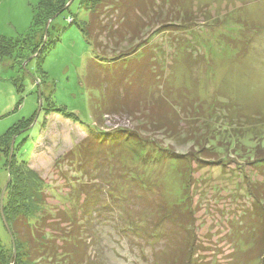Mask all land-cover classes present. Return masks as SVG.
<instances>
[{
  "label": "rangeland",
  "instance_id": "374dc122",
  "mask_svg": "<svg viewBox=\"0 0 264 264\" xmlns=\"http://www.w3.org/2000/svg\"><path fill=\"white\" fill-rule=\"evenodd\" d=\"M81 1L38 25L33 22L38 0H0V35L19 40L14 58L0 62V139L12 132L7 142L0 141V237L9 256L14 250L16 260L18 249L2 220L1 197L4 193V211L16 160L14 165L27 162L51 186V223L62 222L55 216L60 211L80 221L85 239L79 240L89 248L85 258L96 264H184L194 239L192 264H262L259 251L240 252L228 235L232 220L248 219L245 211L253 208L247 184L255 168L249 160L264 153V0L155 1L160 23L144 33L142 42L157 49L158 72L164 71L166 80L162 95L180 105L177 122L172 120L177 136L152 129L141 116L94 122L92 104L102 92L88 83V73L100 71L102 57L81 30L89 21ZM160 112L162 120L172 114ZM119 129L151 138L178 161L164 159L145 168L129 164L126 175L136 172L149 184L150 191L139 192L129 176L120 179V160L110 159L112 175L98 176L116 177L126 200L115 204L102 197L99 208L94 188L83 191L78 183L87 181L82 171L91 175L92 163L79 171L72 162L92 134L107 136ZM189 177L191 189L185 191ZM92 183L98 187L103 180ZM103 190L115 189L107 185ZM85 205H93L87 214ZM189 206L194 217L186 213ZM132 222L139 234L128 231ZM59 228L53 229L56 236L62 228L69 232L63 222ZM92 228L97 236L89 239Z\"/></svg>",
  "mask_w": 264,
  "mask_h": 264
},
{
  "label": "trees",
  "instance_id": "16d2710c",
  "mask_svg": "<svg viewBox=\"0 0 264 264\" xmlns=\"http://www.w3.org/2000/svg\"><path fill=\"white\" fill-rule=\"evenodd\" d=\"M155 1H81L83 9L89 15V21L81 26V30L86 38L93 43L97 54L102 57H98L97 60L100 71H92L90 68L88 73V83L102 92L101 99L92 104V115L94 122L98 124H103L104 118L108 116L124 117L127 115L136 119L141 116L147 119V124L151 125L152 129L177 136L179 130L174 122L179 117L178 113L181 112L180 105L172 103V99L168 101L162 95V92L165 94L166 80H164L165 76L161 75L165 72L162 70L160 74L158 72L162 68L156 61L157 49L152 45L149 46L150 43L142 42L144 33L153 24L160 23ZM69 2L70 0H38V4L33 10V22L39 25L41 21H48L59 13L62 15L65 13L63 10ZM106 20L107 22L104 23ZM18 41V39L12 40L0 35V62L14 58L16 52H19ZM27 41L32 42V39ZM46 46H44L45 49H42L43 54H45ZM162 80L164 81L163 84H161ZM175 106L179 109H175ZM163 109L172 113L166 117L169 118L167 120L161 119L160 111ZM156 117L158 118L156 119ZM154 119L157 123L156 126ZM178 123L180 122L178 121ZM9 135H12L11 131L0 141L7 142ZM150 140L152 139L144 140L142 136L136 135L131 130L119 129L107 136L97 131L90 136L86 145L81 147L80 154L77 156L79 160L75 159L76 161L74 160L72 164L80 171L84 164L92 163L90 165L92 176L87 174V170H84L82 172L85 173L87 181L78 183L82 186L83 191L94 188L96 191L95 198H98L96 207H101L98 204L102 197L113 201L115 204L117 201L122 203L126 200V196H122L124 191L117 189L119 185L116 184L118 183L116 177L109 181L105 177L100 179L98 176L104 173L112 175L113 166L110 165V159L120 160L119 162L122 163L121 171H123L120 179L126 181L129 176L128 180L135 182V189L139 192L142 190L150 191L149 184L145 178L136 172L126 175V169H130L129 164L136 167L141 165L145 168L149 165L151 167L157 165L164 159L173 163L178 161V158L171 152L161 149ZM207 152L212 154V151ZM131 154H134L135 157H132ZM129 159L130 161H128ZM105 160L108 161V164H105ZM249 161L255 168V174L247 184L248 197L253 200V208L245 211L248 219L243 220L239 216L238 219L232 220L233 230L229 232L228 238L234 241L236 249L240 252L248 250L250 254L253 249L259 251L258 258L264 264V153ZM15 163L16 160H13L12 171H10L12 181L8 189L9 195L7 204L4 206V212L16 241L17 258L15 260L14 250L9 256V252L5 250L0 237V264H87L88 259L85 256L88 255L89 248L83 246L86 241L83 243L79 240V238L84 237L83 232H81L82 224L80 221H77L76 218L73 219L69 212H57L55 216L63 222V225L67 224L69 232L65 233L62 228V231L56 236L53 229H60L62 222L57 224L50 222L54 214L48 210L47 191L50 193L51 186L46 184L37 172L27 168V162H23L21 166L14 165ZM93 175L96 180L92 178ZM191 179L189 177L185 191L191 189L189 186ZM102 180L103 183L98 187L92 183ZM107 185L113 186L114 192L110 193L103 190V187L107 188ZM117 194L121 195L117 198ZM146 200L148 201V199ZM188 201L189 196L185 197L180 205L183 206ZM89 204L87 203V205ZM87 205L84 209L85 214L88 212V207H93V205ZM186 210V213H190L191 217L195 216L191 206ZM125 215L130 217V211L126 212ZM83 216L86 218L88 215L83 214ZM168 216L170 217L171 214ZM127 229L131 233L139 234L141 232L136 223L133 222L128 225ZM92 230L89 239L97 236L95 229L92 228ZM82 239L84 240L85 237ZM243 246L247 248L243 249ZM196 247L197 241L194 239L189 244L188 255H184L185 259L182 261L184 264L193 263ZM256 254L251 255L257 257ZM88 264L96 263L88 260ZM172 264H174L173 261Z\"/></svg>",
  "mask_w": 264,
  "mask_h": 264
},
{
  "label": "water",
  "instance_id": "95a60500",
  "mask_svg": "<svg viewBox=\"0 0 264 264\" xmlns=\"http://www.w3.org/2000/svg\"><path fill=\"white\" fill-rule=\"evenodd\" d=\"M74 1H75V0H71V2H69V4H68L67 8H69V7L74 3ZM65 10H66V9H64V11H65ZM50 23H51V21L48 22V26H47V28H46V40H45V41H47L48 29H49ZM14 145H15V140H13V142H12V150H11V156H10L11 159H12V156H13L12 153H13ZM9 177H10V178H9V181H8V182L10 183V181H11V175H9ZM6 188H7V187H6ZM6 188H5V189H6ZM3 200H4V193L2 194V197H1V216H2V220H3V222H4V225H5L7 231L9 232V234H10V236H11L12 242H13V244L15 245V239H14L13 233H12V231H11V229H10L9 223H8V221H7L6 217H5L4 211H3ZM15 250H16V247H15Z\"/></svg>",
  "mask_w": 264,
  "mask_h": 264
}]
</instances>
